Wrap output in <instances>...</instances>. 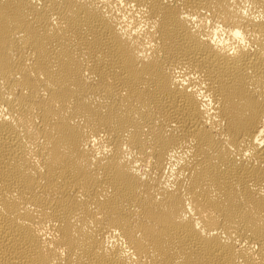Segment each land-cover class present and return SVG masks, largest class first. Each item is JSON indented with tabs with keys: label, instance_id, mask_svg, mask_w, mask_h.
<instances>
[{
	"label": "bare ground",
	"instance_id": "bare-ground-1",
	"mask_svg": "<svg viewBox=\"0 0 264 264\" xmlns=\"http://www.w3.org/2000/svg\"><path fill=\"white\" fill-rule=\"evenodd\" d=\"M0 264H264V0H0Z\"/></svg>",
	"mask_w": 264,
	"mask_h": 264
}]
</instances>
